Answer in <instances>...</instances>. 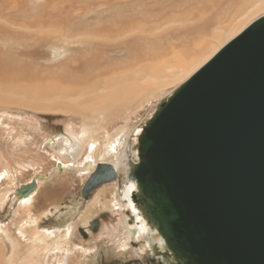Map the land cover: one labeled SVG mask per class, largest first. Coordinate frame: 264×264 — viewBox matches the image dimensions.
Here are the masks:
<instances>
[{
  "label": "rangeland",
  "instance_id": "374dc122",
  "mask_svg": "<svg viewBox=\"0 0 264 264\" xmlns=\"http://www.w3.org/2000/svg\"><path fill=\"white\" fill-rule=\"evenodd\" d=\"M136 1L140 3L137 10L141 13L137 16L128 17L132 14L129 11L135 10L139 6ZM183 2L185 3L183 4ZM225 2L226 0H205L204 5H223ZM191 3V0H177L173 4L174 6L172 5L173 8L161 6V11L166 16L169 14L179 16L176 13H180L182 8L185 12L186 10H188L187 12H191L190 10L195 12L198 8L195 5L196 2L192 5ZM247 3L246 5L252 8L253 3ZM157 6L160 7V4ZM147 9H156L154 0L151 2L148 0H0V63L5 62L6 55L13 56V61H17L9 64L4 69L0 68V226H2L1 230L6 232L0 231V264H57L56 260L59 255L55 253L57 247L54 245L56 244L54 241L52 245L48 246V251H44L42 254L36 247L31 246L32 241L27 238L32 235L36 228L38 233H42L44 230L50 231V229L55 232L59 230L63 239L70 238L69 244L72 249L64 252L66 257L64 261H68L61 264H159L158 261L162 260L161 257L155 254L154 249L152 251L145 240L137 237V235L130 236V239L126 241L128 242L127 247L124 249L118 248L127 238L123 235V232L119 234L117 231L119 220L122 218L126 221L127 230L135 229L134 226H130L132 225V222H129V213L131 212L126 207L124 200L119 213H113L108 205V202L114 196V187L117 186L118 193H120L123 185L128 182L123 180V168H125L124 165L127 161L125 153L122 155L123 166L119 171L112 165L117 175L115 180L102 184L91 192L87 200H83L80 195L81 188L93 173L94 166L98 163H108L99 159L95 160V158L91 161L87 159L86 155L79 158V164H62V162L51 159L49 154L52 151L44 149L46 147L43 146L44 143L41 145L43 140L53 137L69 138L71 135L78 134L80 137L84 124L83 118L72 115L65 109H52L48 107V102H32L33 95L27 94V92L36 93L37 88H39L42 92L39 96L47 101L55 98L60 90H62L60 93L61 99L69 93L72 94L71 90L66 88L70 86L69 83L65 86L64 83L61 84L60 76L65 71H67V74L76 75L77 71H80V67L82 69L81 63L87 57L84 53H82L83 57L72 50L79 49L77 47L79 40L80 42H90L95 34L107 33L108 30L117 32L121 27L112 26V23H117L121 19H123L122 25L125 21V23L131 22L130 25L132 26L134 23L149 29L156 28L157 25L162 27L165 22L164 18L160 19L158 17L159 20L156 19L158 21L155 22L154 26L149 25L151 21H155L152 20L155 18L150 21L146 17L148 14L143 13V10ZM215 9H213L215 12L219 11ZM249 10L250 8L245 9V7H242L241 13L245 14ZM184 11H182V15L185 14ZM221 13L223 11H219L215 16V18L221 16L222 19L217 23L218 27L228 25L229 20L234 15L232 9L226 10L223 15ZM209 16L211 18V15ZM117 24L121 25V23ZM189 27L190 25L179 29L169 27L167 32L173 33L174 36L172 34L168 36L157 33L160 36L157 38L155 45L151 42L149 46H161V48H167L168 50L171 48L178 55L174 57L171 53L170 55L169 53L166 54L169 65L182 62L181 67H184L183 63L186 61L189 63L190 61L189 57L193 54V47L197 48L195 50L198 54H203L212 43L211 38L208 37L209 35H205L207 36L205 39L204 37L193 39L198 42V47H196L190 41V38L188 39L184 35L179 38L176 35L188 34L187 29ZM167 32L165 31V33ZM111 39L109 38L107 41ZM122 43L117 46L123 49L124 44ZM138 43L128 53L133 52L138 56V61L146 60L145 56L150 58L151 54L146 51L149 46L143 45V41ZM37 44H44V49L33 47ZM54 46H58V50L63 53L56 60L46 57L49 56L47 49ZM105 47L99 45L96 51L89 54V58H92L91 61L98 63H95V65L99 69H96L97 71L93 70L94 74L99 73L100 83L97 86L106 82H102L106 79V75H111L113 72H122L126 68H130L132 63L138 62L135 56L133 58L130 55L126 56L123 50L119 53L122 55L115 54L112 49L106 53L103 51ZM36 51L41 53V57L37 60L33 55ZM79 57H83L82 61L79 60ZM141 57L143 59L140 60ZM21 63L25 68L23 71H21V67L17 68ZM112 68L116 69L113 70ZM146 76H148V73ZM114 77H108L107 81L111 78L112 81ZM55 83L63 87L60 88ZM175 88L171 86L163 91L160 90L150 98H137V102L116 110L118 114L115 111L114 116L95 115L94 120L97 124L93 121V127L100 137L97 143L101 145V149L103 145H108L109 141L113 142L115 139L117 145L121 144L119 140L124 136L125 130L129 129V134H127L129 136L126 140L127 145L121 146L125 152L128 145L134 142L135 135H138V131L152 116L158 104L170 96ZM135 89L137 91V87ZM104 135L109 136L106 143L101 142ZM80 163L83 165H80ZM88 164H91L92 168H89ZM58 165H61L64 169H58V171ZM38 177L41 179L38 180ZM32 180L37 181L38 187L30 195V199L27 200L31 201L32 205L30 207L27 206L28 204L20 206V201L16 198L13 190ZM98 196L101 199L99 198V201H96L95 197ZM91 203H94L95 207L90 211L91 214L87 218L88 220H85V208ZM25 208H28L26 212ZM28 213L34 218L35 223L27 225ZM94 222L97 223L90 225ZM63 229L69 233L65 234ZM26 230L28 235L31 233L29 236L24 234ZM7 232L12 235L10 238L13 241L8 240L6 237ZM66 243L64 242V244ZM89 245L91 248L87 250L88 247L85 246Z\"/></svg>",
  "mask_w": 264,
  "mask_h": 264
},
{
  "label": "water",
  "instance_id": "95a60500",
  "mask_svg": "<svg viewBox=\"0 0 264 264\" xmlns=\"http://www.w3.org/2000/svg\"><path fill=\"white\" fill-rule=\"evenodd\" d=\"M134 150L131 200L162 240L160 264H264V16L158 104ZM116 176L98 163L81 197Z\"/></svg>",
  "mask_w": 264,
  "mask_h": 264
},
{
  "label": "bare ground",
  "instance_id": "6f19581e",
  "mask_svg": "<svg viewBox=\"0 0 264 264\" xmlns=\"http://www.w3.org/2000/svg\"><path fill=\"white\" fill-rule=\"evenodd\" d=\"M148 1L151 2L152 0H148ZM176 1L177 0H154V4L156 5V9L143 10L144 11L143 13H145L146 15L148 14V16H146V17H148L150 21L152 18H155V19H152V20H155L154 22L151 21V23H149V21H147V23H149L150 26L151 25L154 26L155 22H157L159 20L158 18H160V19L164 18L165 22H164V25L162 27H158V25H157L156 28L154 27V28L149 29V28H146L144 26H141L139 24H134V23L132 26V25H130L131 22L125 23V21H124V25H122L123 19H121L119 22H117V23H121V25L117 24L116 22L112 23V26L117 25V26L121 27L117 32H111L108 30L107 33L95 34V37H92L91 38L92 40L90 42H83V41L80 42V40H79V42L77 43V47H79V49H72V50L74 52H78V54L82 55L83 57H84V55L82 53H84L85 57H87V58H84L85 63L84 62L81 63L82 69L80 67V71H77L76 75H72V73L67 74L66 73L67 71L64 70L66 74L63 72L62 75L60 76L61 84L64 83L63 85L65 86L67 83H69L70 86L66 87V88L70 89L71 90L70 92H72V94L69 93L63 99H61L60 93L62 90H60L56 94L55 98L47 101L46 99L41 98L39 96L42 93L39 88H37L36 93L27 92V94L33 95L32 102H37V101H43V103L48 102V107H50L52 109H55V110L56 109H65L68 112H70L72 115H77L78 117L80 116L83 118L84 124H83V128H82L80 137L78 136L79 135L78 134V135H71L69 138L53 137V138L43 140L41 145H43V143H44L43 146L44 147L46 146L44 149H49L52 151V153L49 154L51 156V159H55L60 163L62 162V164H65V163L66 164L67 163L79 164V158H82L84 155H86L87 159H89L91 161H93V158H95V160L99 159L102 162H107L108 164L113 165L114 168L117 171H119L120 168L123 166L122 155L125 153L127 161L124 165L125 168H123V172H124L123 180L126 181L127 180V171L129 169L130 162H134L137 160V151L134 150V146L137 144V137H138L141 129L138 131V133H137L138 135L137 136L135 135L134 142L131 143L133 145H131V144L128 145V147L125 149V152L123 151L121 146L127 145L126 140L129 136V135H127V134H129V131H128L129 129L125 130L124 136L122 137V139L119 140V143L121 142V144L117 145V143L115 142V140H116L115 139L113 142L109 141L108 145H106V144L103 145V147L101 149V145H99L97 143V141L100 139V137H99L98 133H96L95 128L93 127L94 126L93 121L95 124H97L94 120V116L95 115L96 116H99V115L114 116L116 110L128 107L132 103L137 102V98H140V99L150 98L153 96L154 93H156L160 90L163 91L164 89L169 88L171 86L174 88L179 86L181 82L186 80V78H188L190 75H192L210 57H212V55H214L220 47L224 46L229 40H231L233 37H235L237 34H239L253 20H255L256 18H258L260 16H264V0H226L225 4H223V5L210 4V5H206V6L204 5L205 0H191L192 1L191 5L194 2H196L195 5L198 7V8L196 7L197 10L195 9L196 10L195 12L192 10H190L191 12H187L188 10H186V12H185L182 8V11H184V13H185L183 15H182V13H183L182 11L180 13H176L179 16H173L172 14L171 15L169 14L166 16V14L162 13L161 6H164L165 8L166 7H172V5ZM223 1H225V0H223ZM136 2H138V1H136ZM247 2L253 3L252 8H251V6L248 7L246 5V4H248ZM2 3H4V2H2ZM180 3H181V1H180ZM184 3L185 2H183V4ZM254 3H255V5H254ZM159 4H160V7L157 6ZM137 5H139V6L135 10L129 11V12H132V14H130L128 17H131L133 15L137 16L141 13V11L137 10L140 7V3ZM242 7H245V9L250 8V10L248 12H246L245 14H242L241 13ZM214 8H216L215 10L223 11V13L228 9H232V12L234 15L229 20L228 25L218 27L217 23L222 19H221V16L215 18L216 14L219 11L215 12L213 10ZM187 9H189V8H187ZM167 11H169V10H167ZM171 12L172 11L170 10V13ZM223 13H221V15H223ZM176 14H174V15H176ZM209 15H211V18ZM224 16H226V15H224ZM207 18H210V19L208 20ZM156 19H158V20L156 21ZM159 25H160V21H159ZM189 25H190V27L187 29L188 34L182 33V34H176V35L179 38H180V36H183V35L188 39L190 38V41L193 42L196 47H198V42H197V40H193V39L197 38V37L198 38L204 37V39H205V37L207 38V36H205V35H209L208 37L211 38L210 41H212V43L210 44L209 48L206 51H204L203 54H198L195 50L197 48L193 47V52H192L193 54L191 57H189V60H190L189 63H187V61L184 62L185 59L183 61L184 67H181V64H182L181 61H179V62H181L180 64L173 63V64L169 65V59H167L166 54L169 53V55H170V53H171V55H174V57L176 55H178V53L174 52L171 48L168 50L167 48H161V46H158V47L149 46V43H151V42H153L152 44L155 45L157 38L160 36L157 33H161L162 35L166 34L168 36H171L170 34H172L174 36L173 33L167 32L169 27H174L175 29H179V28L187 27ZM213 30H214V32L212 33ZM165 31L167 33H165ZM109 38H112V39L110 41H107ZM122 41H124V43H122ZM139 41L140 42L143 41V45H145L146 47L149 46L146 48V51L151 54V56H149L150 58L145 56V58H147V59L142 60L144 62L138 61L137 60L138 56H136L133 52L128 53V52L132 51V48L134 47V45L137 44ZM119 43L124 44L123 49H122V47L117 46ZM96 44H97V47L95 48ZM99 45L106 46L109 48L108 49L105 47V49H103V51L106 53L110 49H112V52H114L115 54H119L120 51L123 50V52L126 56L130 55L131 58H133L135 56L136 60L138 62L132 63V64L129 63V64H131L130 65L131 67L126 68L122 72L111 73V75L113 74V76H115L112 81H111L112 78L108 81H107V78L113 77V76H111L110 74L108 76L106 75V79L102 81V82H105V81L106 82L101 83L100 85L97 86V84L100 83L99 73L94 74L93 70H96L99 68L97 65H95L96 62L93 63L91 61L92 58H89V54L93 51H96L98 49ZM33 47H36L38 49H44L45 45L44 44H37V45H34ZM188 48H190V47H188ZM182 49H183V47H182ZM47 50H48L49 56H46V57H48L49 59L56 60V59L60 58L61 55L63 54L61 50H58V46L49 47ZM47 50H46V54H47ZM180 51H182V50H180ZM33 55L35 57V60H37L41 57V53H39V51H36ZM119 55H122V54H119ZM53 57H55V58H53ZM83 57L82 58L79 57V60L82 61L81 59H83ZM13 58L14 57L11 55H6V59L4 60L5 62L0 63V68L4 69V68L8 67L9 64H11L13 62H17V61H13ZM85 59H86V61H85ZM141 59H143V58L141 57L140 60ZM181 59H183V58H181ZM96 64H98V63H96ZM28 65H29V63H28ZM19 67L22 68L21 71H23L25 69L22 63L17 66V68H19ZM144 68H146V69H144ZM112 69L115 70L116 68L115 69L112 68ZM9 71H10V69H9ZM105 72H106V70H105ZM13 73H16V72H13ZM147 73H148V76H146ZM55 84L58 87L60 86V88L63 87L60 84H57V83H55ZM136 87H137V91L135 89ZM135 108H136V106L134 107V109ZM123 110H125V109H123ZM135 111H136V109H135ZM117 114H118V112H117ZM130 114H131V112H130ZM106 140L107 141L109 140V136L104 135L102 137L101 142L106 143L107 142ZM55 148H56V150H54ZM101 151H102V153H100ZM100 156H102L103 158H101ZM89 163H91V162H89ZM80 165H83V164L80 163ZM88 167L92 168L91 164H88ZM62 169H64V168L62 167ZM54 170H55V168H54ZM57 170H58V168H57ZM12 180H14V179H12ZM127 181L128 182H126L123 185L122 191L120 193H118L117 186L114 187V189H115V190L113 189L114 190V192H113L114 196L112 197L110 202H108L110 210L113 213H116V212L119 213L121 211L122 201L124 200L126 202V207L130 210V212L134 215V218H135V221H132V225H130V226H134L133 228H135V229H130V230H127V226L125 223L126 221L124 219L121 218L119 220V229L117 231L119 234L123 232V235L127 236V238H125V239L123 238L125 241L121 245V247L119 246L118 248L124 249L125 247H127L128 242H126V241L130 239L131 235H134V236L137 235V237H140L142 240H145L146 244L152 249V251H153L155 246L160 248L162 245V240L160 238H157L155 236V232L151 231V229L141 220V218L138 215V211L134 207V204L131 200V195L133 194V192L136 189V184L133 181H129V180H127ZM19 187H17V188H19ZM17 188H14V190H13L14 193H15ZM101 194H102V192H101ZM102 195H104V194H102ZM30 197L31 196L24 198V199L23 198L18 199L17 197L16 198L20 201V206L21 205L23 206L24 204H28L27 206L30 207L32 205L30 203L31 201H27L28 199H30ZM99 198L101 199L100 196L95 197V200L99 201ZM98 205H100V204H98ZM94 207H95L94 203H91L85 208V212H86V216H84L85 220L87 218H89V215L91 214L90 211ZM26 210H28V208H25V212H26ZM26 220H27L26 221L27 225H30V223H35L34 218L29 213L27 214ZM37 223H38V221H37ZM34 226H35V224H34ZM1 227L2 226H0V231H2ZM36 227H37V225H36ZM37 230H38L37 228H36V230L34 229V231L32 232V235L29 238H27L28 240L32 241L31 246L33 248L36 247L39 252L41 251V254H42V252L48 251V249H49L48 246L50 244L52 245L53 244L52 242L54 241L56 243L54 245H56V247H57V248H55V253H57V255H59V258L56 260V262H57V264H61L62 262L64 263L66 261V260L64 261V258H66L64 256V252L72 249V247L69 244L70 238L68 239V237H67V238L63 239V236L59 233V230H57L56 232L54 230H51V229H50V231L44 230L42 233H38ZM63 231L65 232V234L67 233L64 229H63ZM132 231H134V234H132ZM2 232L6 233L4 230ZM39 232H40V230H39ZM24 234H27V230H26V233H24ZM6 237L8 238L9 241L12 240L10 238V237H12V235H10L9 232H7ZM27 239H25V240H27ZM64 242H67V243L64 244ZM85 247H88L87 250H89L91 248L90 245L85 246ZM15 254H16V252H15ZM9 259L11 260V258H9ZM69 264H71V263H69Z\"/></svg>",
  "mask_w": 264,
  "mask_h": 264
},
{
  "label": "flooded vegetation",
  "instance_id": "af4514ba",
  "mask_svg": "<svg viewBox=\"0 0 264 264\" xmlns=\"http://www.w3.org/2000/svg\"><path fill=\"white\" fill-rule=\"evenodd\" d=\"M158 262H159V264H160V260H159Z\"/></svg>",
  "mask_w": 264,
  "mask_h": 264
}]
</instances>
